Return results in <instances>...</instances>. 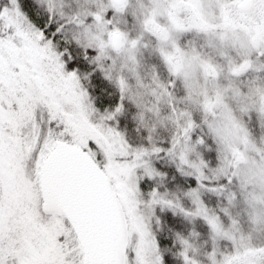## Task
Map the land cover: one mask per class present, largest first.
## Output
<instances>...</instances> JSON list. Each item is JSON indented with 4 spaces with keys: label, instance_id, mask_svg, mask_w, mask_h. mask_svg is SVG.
I'll list each match as a JSON object with an SVG mask.
<instances>
[{
    "label": "snow or ice",
    "instance_id": "snow-or-ice-1",
    "mask_svg": "<svg viewBox=\"0 0 264 264\" xmlns=\"http://www.w3.org/2000/svg\"><path fill=\"white\" fill-rule=\"evenodd\" d=\"M0 264H264V0H0Z\"/></svg>",
    "mask_w": 264,
    "mask_h": 264
}]
</instances>
